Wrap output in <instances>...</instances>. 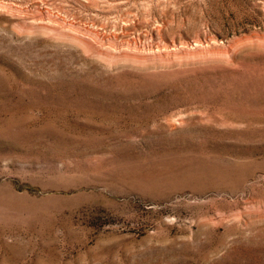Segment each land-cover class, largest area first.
I'll return each instance as SVG.
<instances>
[{
    "label": "rangeland",
    "instance_id": "rangeland-1",
    "mask_svg": "<svg viewBox=\"0 0 264 264\" xmlns=\"http://www.w3.org/2000/svg\"><path fill=\"white\" fill-rule=\"evenodd\" d=\"M0 264H264V0H0Z\"/></svg>",
    "mask_w": 264,
    "mask_h": 264
}]
</instances>
